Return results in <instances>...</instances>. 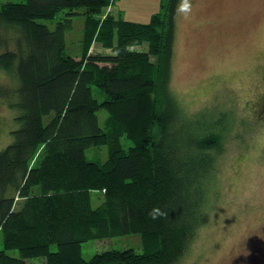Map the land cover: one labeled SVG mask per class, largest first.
Segmentation results:
<instances>
[{
    "label": "trees",
    "instance_id": "obj_1",
    "mask_svg": "<svg viewBox=\"0 0 264 264\" xmlns=\"http://www.w3.org/2000/svg\"><path fill=\"white\" fill-rule=\"evenodd\" d=\"M177 2L142 23L105 15L112 0H0V69L12 81L0 84V97L17 124L0 149V264H177L184 256L204 220L203 181L227 121L223 111L187 115L171 92ZM80 7L75 58L65 33ZM58 12L66 16L54 28L39 21ZM94 40L112 53L90 52ZM97 145L106 146L104 162L86 158ZM127 234L140 235L141 252L82 257L83 242Z\"/></svg>",
    "mask_w": 264,
    "mask_h": 264
},
{
    "label": "rangeland",
    "instance_id": "obj_2",
    "mask_svg": "<svg viewBox=\"0 0 264 264\" xmlns=\"http://www.w3.org/2000/svg\"><path fill=\"white\" fill-rule=\"evenodd\" d=\"M167 2L112 0L103 13L144 23L153 13H162ZM187 2L188 9L183 8V0L176 5L170 89L189 116L206 109L223 111L227 121L223 128L227 129L222 152L203 181L204 220L196 226L177 264H264V0ZM77 11L65 33L66 50L75 58L81 55L85 24L84 8ZM65 16L58 12L54 18L39 21L54 28ZM90 45L92 53H112L111 47L98 41ZM11 82L10 75L0 69V84ZM15 114L0 97V149L12 141ZM97 116L104 126L106 111L99 109ZM120 142L125 149L132 145L124 136ZM85 155L88 160L104 162L106 146H91ZM91 193L95 207L104 192ZM110 248L141 252L140 235L85 241L82 257L87 260ZM16 252L8 250L14 256ZM43 260L29 259L27 263L41 264Z\"/></svg>",
    "mask_w": 264,
    "mask_h": 264
},
{
    "label": "clouds",
    "instance_id": "obj_3",
    "mask_svg": "<svg viewBox=\"0 0 264 264\" xmlns=\"http://www.w3.org/2000/svg\"><path fill=\"white\" fill-rule=\"evenodd\" d=\"M183 8L184 9H188L189 8V4H188L187 0H183Z\"/></svg>",
    "mask_w": 264,
    "mask_h": 264
}]
</instances>
